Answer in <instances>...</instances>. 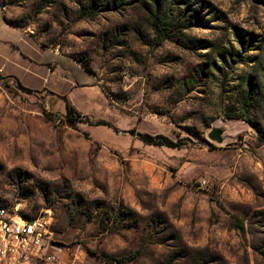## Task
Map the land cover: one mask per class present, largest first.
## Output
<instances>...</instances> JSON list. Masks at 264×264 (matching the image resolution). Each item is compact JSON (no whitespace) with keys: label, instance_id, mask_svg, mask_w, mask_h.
Instances as JSON below:
<instances>
[{"label":"rangeland","instance_id":"rangeland-1","mask_svg":"<svg viewBox=\"0 0 264 264\" xmlns=\"http://www.w3.org/2000/svg\"><path fill=\"white\" fill-rule=\"evenodd\" d=\"M258 129L264 0H0V207L50 222L30 264H264Z\"/></svg>","mask_w":264,"mask_h":264},{"label":"built area","instance_id":"built-area-1","mask_svg":"<svg viewBox=\"0 0 264 264\" xmlns=\"http://www.w3.org/2000/svg\"><path fill=\"white\" fill-rule=\"evenodd\" d=\"M49 224L45 217L27 218L0 207V264H30L47 256Z\"/></svg>","mask_w":264,"mask_h":264},{"label":"trees","instance_id":"trees-1","mask_svg":"<svg viewBox=\"0 0 264 264\" xmlns=\"http://www.w3.org/2000/svg\"><path fill=\"white\" fill-rule=\"evenodd\" d=\"M90 14L94 15V11H91ZM153 20L155 23L156 30H159L158 25H160V22H161L159 10L153 13ZM66 109H67L69 116H71L72 113L75 112L74 108L68 102H66ZM71 122L74 124L76 122V120H73ZM258 133H259L260 141H262L264 144V132H262L260 129H258ZM139 137L143 143L149 144V145H159V146H165V147H169V148H177L179 146V143H176L173 140H171L165 136H162V135L153 136V135H149V134H141V135H139ZM25 217H27V216H25ZM27 218H30V217H27Z\"/></svg>","mask_w":264,"mask_h":264},{"label":"water","instance_id":"water-1","mask_svg":"<svg viewBox=\"0 0 264 264\" xmlns=\"http://www.w3.org/2000/svg\"><path fill=\"white\" fill-rule=\"evenodd\" d=\"M221 136H222L221 132L218 131V130H215V131L212 132L211 138L213 140H216L219 143H221L222 142V137Z\"/></svg>","mask_w":264,"mask_h":264}]
</instances>
